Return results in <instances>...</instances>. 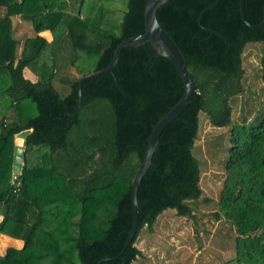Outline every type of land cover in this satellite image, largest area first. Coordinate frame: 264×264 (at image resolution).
Here are the masks:
<instances>
[{
  "label": "trees",
  "instance_id": "16d2710c",
  "mask_svg": "<svg viewBox=\"0 0 264 264\" xmlns=\"http://www.w3.org/2000/svg\"><path fill=\"white\" fill-rule=\"evenodd\" d=\"M215 1L170 0L157 10L195 91L159 135L137 189L132 241L109 259L132 226L131 182L148 137L182 96V79L149 43L124 47L112 71L83 80L78 106L79 78L107 66L123 39L143 33L146 0H126L112 25L103 17L104 0H92V8L88 0H0V234L23 241L7 247L0 264H132L141 255L139 232L152 231L165 209L193 220L202 196L192 153L200 112L212 126H230L215 213L236 232L228 264H264V115L249 125L233 124L230 103L243 91L244 47L264 42V0H244L246 20L261 26L243 21L239 0H218L201 16ZM15 14L35 32L18 56L11 35ZM45 30L49 41L39 35ZM81 54L89 66L78 65ZM260 64L264 81V54ZM25 67L35 81L24 77ZM59 67L67 71L59 79L68 86L62 95L53 85ZM23 129L31 131L15 173L14 138Z\"/></svg>",
  "mask_w": 264,
  "mask_h": 264
},
{
  "label": "rangeland",
  "instance_id": "374dc122",
  "mask_svg": "<svg viewBox=\"0 0 264 264\" xmlns=\"http://www.w3.org/2000/svg\"><path fill=\"white\" fill-rule=\"evenodd\" d=\"M125 1L104 0L103 17L109 20L111 25L118 20L121 11L125 10ZM88 2L92 8V0ZM25 22L23 27H32L29 20ZM11 35L15 36L13 26ZM32 35L33 31L15 37L18 41L17 56L20 55L24 38ZM263 54V41H251L244 47L243 91L230 101L233 124L249 125L264 115V81L260 64ZM90 62L85 54H81L78 65L89 66ZM28 69L25 67L23 74L29 78ZM73 70L74 68H71V71ZM66 76L67 71L59 67L53 85L61 95L67 92L68 86L65 82H59V79L64 80ZM32 112L33 110L30 113ZM229 127L212 126L206 114L199 113L198 134L192 153L200 166L199 185L202 196L194 204L195 218L191 220L180 216L173 208L165 209L157 217L152 231L142 228L139 232L136 246L141 250V255L137 256L132 264H228V261L234 258L235 229L223 215L215 216L219 209V194L225 177ZM19 139L15 137L14 143L22 144L23 140ZM22 244L21 240L0 234V254H3L7 247L19 248Z\"/></svg>",
  "mask_w": 264,
  "mask_h": 264
},
{
  "label": "water",
  "instance_id": "95a60500",
  "mask_svg": "<svg viewBox=\"0 0 264 264\" xmlns=\"http://www.w3.org/2000/svg\"><path fill=\"white\" fill-rule=\"evenodd\" d=\"M169 1L170 0H146L144 5V12H143V16H144L143 33L123 39L121 42H119L116 45L111 62L107 66L96 71H90L82 75L78 80L77 96H78V106H79L80 95H81V84L84 79L96 76L102 72L112 71V68L117 62L119 55L124 47H136L149 43L158 55L165 56L172 61L183 82L182 96L176 102V104L157 121V123L153 126L152 131L148 137L147 148L145 151L144 158L140 166L138 167L131 182V196H132V205H133L132 226L128 232L127 239L121 251L116 256L110 257L109 259H114L117 256H119L126 248V246H128L132 241L138 227V204H137V196H136L137 189L143 175L145 174V172L147 171L148 167L151 164V158L155 150V147L157 145L159 135L161 131L164 129V127L168 125L170 122H172L175 118H177L180 115V113L184 111V109L189 105L195 91V85L193 79L191 78V76L187 71L184 60L178 48L171 40V38L168 36V34L163 30V28L161 27V25L157 20L156 13L158 8ZM217 2L218 0H216L215 3H213L211 6L205 8L201 12V16L204 11L214 7L217 4ZM239 7H240L241 17L247 25L250 26L262 25V22L259 24H250L246 20L244 13V0H239ZM30 131L31 129H23L17 132L15 134V137L24 140L26 135L29 134ZM22 163H23V145L17 143L15 144L13 149L12 171L15 173H19L22 169Z\"/></svg>",
  "mask_w": 264,
  "mask_h": 264
},
{
  "label": "crops",
  "instance_id": "0c3cea01",
  "mask_svg": "<svg viewBox=\"0 0 264 264\" xmlns=\"http://www.w3.org/2000/svg\"><path fill=\"white\" fill-rule=\"evenodd\" d=\"M11 21H12V26H13V32L15 33V36H14V38L17 36H19V35H21V34H23V33H30V32H32L33 31V28L32 27H30V28H26V27H23L24 25H23V23H26L25 22V20H22L21 19V16H19V15H17V14H15V15H12L11 16ZM17 27V29H16V27ZM35 35V33H34V31H33V35L32 36H34ZM39 35H42L47 41H49L50 39H51V33L48 31V30H45V31H42V32H40L39 33ZM32 36H27V37H25L24 39H26V38H28V37H32ZM16 39V38H15ZM20 39V38H19ZM17 40V39H16ZM21 40V39H20ZM23 40V39H22ZM19 45H21V44H19ZM29 70V69H28ZM30 73V76H29V78L28 77H26L24 74V77H26V78H28L29 80H31V81H35L36 80V75L32 72V71H29ZM0 218H1V216H0Z\"/></svg>",
  "mask_w": 264,
  "mask_h": 264
},
{
  "label": "bare ground",
  "instance_id": "6f19581e",
  "mask_svg": "<svg viewBox=\"0 0 264 264\" xmlns=\"http://www.w3.org/2000/svg\"><path fill=\"white\" fill-rule=\"evenodd\" d=\"M19 140H20V139H19ZM19 140H18V141H19Z\"/></svg>",
  "mask_w": 264,
  "mask_h": 264
}]
</instances>
